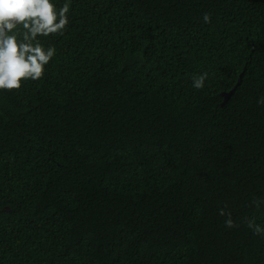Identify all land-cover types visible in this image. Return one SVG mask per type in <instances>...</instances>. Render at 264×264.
I'll return each mask as SVG.
<instances>
[{
    "label": "trees",
    "instance_id": "obj_1",
    "mask_svg": "<svg viewBox=\"0 0 264 264\" xmlns=\"http://www.w3.org/2000/svg\"><path fill=\"white\" fill-rule=\"evenodd\" d=\"M66 2L0 89V264H264V0Z\"/></svg>",
    "mask_w": 264,
    "mask_h": 264
},
{
    "label": "clouds",
    "instance_id": "obj_2",
    "mask_svg": "<svg viewBox=\"0 0 264 264\" xmlns=\"http://www.w3.org/2000/svg\"><path fill=\"white\" fill-rule=\"evenodd\" d=\"M69 3L57 11L50 0H0V89L19 90L21 81L40 80L45 74V66L54 57V47L45 48L37 39L62 35L69 24L67 16ZM205 23L210 22L209 14H204ZM23 29L22 39L17 32ZM208 73L194 75L193 87L200 90L204 87ZM264 104V100L258 101ZM261 201H256L257 207ZM220 215L226 213L223 209ZM225 220L227 228L235 227L230 213ZM247 226L256 235L264 234V228L248 220Z\"/></svg>",
    "mask_w": 264,
    "mask_h": 264
},
{
    "label": "water",
    "instance_id": "obj_3",
    "mask_svg": "<svg viewBox=\"0 0 264 264\" xmlns=\"http://www.w3.org/2000/svg\"><path fill=\"white\" fill-rule=\"evenodd\" d=\"M241 76H242V74L239 76V79H238L237 84L235 85V87L229 93H224L223 94V97H224V102L223 103H225L228 100L230 95L234 92L235 88L239 85L240 80H241Z\"/></svg>",
    "mask_w": 264,
    "mask_h": 264
}]
</instances>
